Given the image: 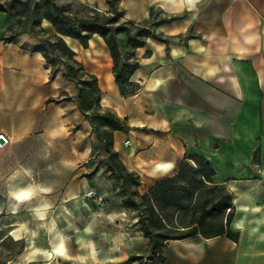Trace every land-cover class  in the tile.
Masks as SVG:
<instances>
[{
  "label": "rangeland",
  "instance_id": "rangeland-1",
  "mask_svg": "<svg viewBox=\"0 0 264 264\" xmlns=\"http://www.w3.org/2000/svg\"><path fill=\"white\" fill-rule=\"evenodd\" d=\"M38 2L46 7L56 3L72 17L99 15L107 25L120 27L116 34L121 55L119 67L127 54L135 50L131 39L138 36L141 25L156 31L159 28L151 26L155 21L128 22L116 1L110 5L101 0ZM0 3L13 14L15 30L12 33L28 27L27 48L45 50V65L51 68V76L58 77L52 89L54 96L37 109L36 129L27 138H14L8 149H0V264H159L160 258H149L151 239L142 230L139 211L126 204L132 199L138 200L131 195L135 189L133 182L128 189L110 169L103 141L94 131L89 114L79 108L77 84L63 78L65 65L73 60L61 51L57 31L47 20L39 22V10L33 12L30 23L29 0H0ZM47 42L52 47L47 48ZM65 42L71 49L76 47L74 59L99 78L103 109L128 118L129 125L138 121L146 123L151 115L163 121V105L155 104L147 92L141 98L132 97L139 92V83L125 85L126 94L121 92L114 73L115 62L103 37L96 34L88 48L74 39ZM108 78L112 79L111 86ZM43 92L46 94L47 89ZM149 131L144 127L138 132H115L114 149L127 168L140 175L141 193L150 190L155 196L164 189L171 195L170 201L179 198L188 207L187 211L180 212L174 205L158 206L157 213L174 217V224L186 222L188 225L202 214L203 206L210 209L215 197L225 194L226 189L221 193L215 185L205 182L200 175L203 166L197 161L177 160L168 172L154 171L155 162L171 159L179 149H169V143L166 146L163 141H156L153 146ZM181 169L186 175H178ZM18 186L28 189V196L16 198L14 190ZM143 209L146 221L151 224V212L146 207ZM222 220L219 217L206 221L218 228ZM55 226L66 236L69 258L51 253ZM161 231L177 234V230ZM33 246L42 251L23 261Z\"/></svg>",
  "mask_w": 264,
  "mask_h": 264
},
{
  "label": "crops",
  "instance_id": "crops-1",
  "mask_svg": "<svg viewBox=\"0 0 264 264\" xmlns=\"http://www.w3.org/2000/svg\"><path fill=\"white\" fill-rule=\"evenodd\" d=\"M101 1H116L134 23L164 19L157 32L167 42L148 38L135 50L131 81L140 84L132 97L147 92L165 117L132 123L130 132L147 127L150 144L179 149L174 163L204 157L214 170L206 182L232 196L223 234L170 239L159 264H264V0ZM13 29L0 9V149L36 129L58 81L42 52L27 48L28 34Z\"/></svg>",
  "mask_w": 264,
  "mask_h": 264
},
{
  "label": "trees",
  "instance_id": "trees-1",
  "mask_svg": "<svg viewBox=\"0 0 264 264\" xmlns=\"http://www.w3.org/2000/svg\"><path fill=\"white\" fill-rule=\"evenodd\" d=\"M29 2L32 4L29 15L30 23H32L33 21V12L35 10H39V22L45 19L53 25L58 34L57 36L61 45V51L64 53V55H67L70 59L73 60V63H67L65 65V73L63 75V78L66 80H72L77 84V102L79 108L84 114H89L88 116L91 124L93 125L94 131L96 132L99 139L103 141L104 148L108 152L110 169L118 174V176L123 180L124 186L128 189L131 188L130 182H133V186L135 189H132L131 195L137 196L138 200L132 199L126 204L128 207H132L139 211V220L142 223V230L145 235L151 239V254L149 258H160V261H163L161 252L166 242L170 239L187 238L198 233H203L205 235L223 234L225 232V225L228 224L231 220V214L227 216L226 223L224 222V219L222 220V223L218 226V228H215L212 223L206 220H208L209 218L223 217L228 209L232 210V196L228 193L226 187L224 186L215 185L216 190H220L221 193H223V191L226 189V193L216 196V200L213 201L210 209L206 210V205L203 206V209L205 210L202 212V214L197 219L188 222V225H186V222L176 223V225L173 223L174 217L159 215L157 213L159 209L158 206L160 208H164L169 205H174L180 212L187 211L188 207L183 205L181 201H179V198L175 201H170L171 195L164 191V189H161L155 196L151 194L150 190L146 193H141L139 191L138 188L142 183L140 175L134 171H130L127 168L126 164L120 158L119 153L114 149L113 146L115 132L121 131L124 133H129L135 128L128 124V118H121L116 113L103 109L101 103L102 89L100 87L99 78L97 77V75L87 72L84 65L74 59L75 51L71 49L64 40V36H68L78 41L84 48H88L90 41L96 34L103 37L109 45L111 56L113 57L115 62L114 73L116 76V81L120 86L121 92L123 94H126L124 92V86L135 85V83L131 81V77L133 76L138 66V62L134 59L135 50L138 47L143 46L148 38H154L167 42L163 38L162 34L157 32L156 30H153L147 25H141L143 27L138 29V36H133L131 39L135 50L127 54V56L123 59L124 63L121 67H119L121 55L116 41V34L120 32V27H112L111 25H107L101 20L99 15H95L90 18L72 17L71 15L66 13L64 7L59 6L56 3H51L49 7H46L44 3H40L38 2V0H29ZM0 9L10 11L13 17L11 10L7 9V7H5L1 3ZM128 22L134 23L129 20ZM163 22L164 19H160L151 26H156ZM28 32V27L23 31H20V33ZM46 46L47 48L52 47L51 43L48 42ZM37 51L42 52L45 57L47 56L45 55V50L37 49ZM50 63H52V61H50ZM48 100L50 101L51 99ZM184 160L192 162L197 161V163L203 166L200 175L205 182L207 180L209 181L214 174V170L202 156L185 157ZM178 175L184 176L186 175V171H184V169H181L178 172ZM145 207L151 212V216L153 217V221L151 224L146 221V216L143 209ZM161 230H165L168 232H170V230H177V234L171 235L170 233H164Z\"/></svg>",
  "mask_w": 264,
  "mask_h": 264
},
{
  "label": "bare ground",
  "instance_id": "bare-ground-1",
  "mask_svg": "<svg viewBox=\"0 0 264 264\" xmlns=\"http://www.w3.org/2000/svg\"><path fill=\"white\" fill-rule=\"evenodd\" d=\"M64 38H65V40L67 42L72 41L71 37L64 36ZM72 48L74 50H76L75 46H73ZM101 85H102V87H104L105 86V82L103 81ZM108 85L109 86L112 85V79L111 78L108 80ZM2 146H4V144L0 143V147H2ZM173 166H174L173 161L160 160V161H157V162H155L153 164V170L154 171H161V172H168ZM14 194H15L16 198L21 199L23 197L28 196L29 190L24 188V187L18 186V187L15 188ZM40 215L44 216L45 215L44 211H41ZM52 244H53V250L51 252L52 254H58L59 256H63V257H66V258L71 257L70 253L68 252V241L66 239V236H65L64 232L62 230L58 229L56 226H55V228L53 230ZM40 251H42V250L38 249V248H35L34 246L29 248V250L27 251V253L24 256L23 261H25L28 258H30V256L32 254H35V253L40 252Z\"/></svg>",
  "mask_w": 264,
  "mask_h": 264
},
{
  "label": "water",
  "instance_id": "water-1",
  "mask_svg": "<svg viewBox=\"0 0 264 264\" xmlns=\"http://www.w3.org/2000/svg\"><path fill=\"white\" fill-rule=\"evenodd\" d=\"M5 138L3 136H0V143H4Z\"/></svg>",
  "mask_w": 264,
  "mask_h": 264
},
{
  "label": "built area",
  "instance_id": "built-area-1",
  "mask_svg": "<svg viewBox=\"0 0 264 264\" xmlns=\"http://www.w3.org/2000/svg\"><path fill=\"white\" fill-rule=\"evenodd\" d=\"M0 136H3V135H0ZM4 137V136H3ZM5 142H7V139L5 138Z\"/></svg>",
  "mask_w": 264,
  "mask_h": 264
}]
</instances>
